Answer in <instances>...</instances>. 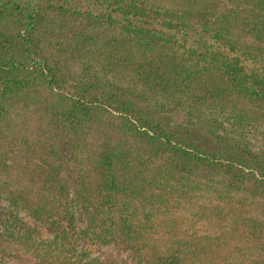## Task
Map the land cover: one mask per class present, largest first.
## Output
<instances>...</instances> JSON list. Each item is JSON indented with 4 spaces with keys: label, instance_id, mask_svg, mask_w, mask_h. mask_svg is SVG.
<instances>
[{
    "label": "trees",
    "instance_id": "trees-1",
    "mask_svg": "<svg viewBox=\"0 0 264 264\" xmlns=\"http://www.w3.org/2000/svg\"><path fill=\"white\" fill-rule=\"evenodd\" d=\"M4 259L264 264V0H0Z\"/></svg>",
    "mask_w": 264,
    "mask_h": 264
},
{
    "label": "rangeland",
    "instance_id": "rangeland-1",
    "mask_svg": "<svg viewBox=\"0 0 264 264\" xmlns=\"http://www.w3.org/2000/svg\"><path fill=\"white\" fill-rule=\"evenodd\" d=\"M184 1H187L188 3L192 2V0H184ZM153 26H154V30H156V31H160L161 30V28H158L156 25L153 24ZM65 38H67V36H65V34L62 33L60 35L59 43H61L63 46H64V43H65ZM51 43H55L54 46H53L54 47L53 52H54V55L55 56H58L57 53H59L58 51H60L59 48L60 47L62 48L63 46L57 45L56 44V41L55 42L52 41ZM64 48L66 49L65 46H64ZM71 65L75 69V72H77L78 69H80V67H81L80 66L81 63H79L77 61H74ZM65 66H67V65H65ZM42 115L43 114H42L41 111H39V109H36V108H32L31 107L30 109L27 110L26 113L22 114V117L19 118L18 122H25V123H27L29 125V127L31 128L32 133L33 134H36V124H37V122L39 120L41 121L40 117H42ZM37 126H38V124H37ZM43 130H45V126L43 127ZM44 139H45V142L46 143L49 141L45 137H44ZM94 139L95 138H93V136H92V138L89 137V139L87 141L86 147H85V144H84L83 150H85V153H87L86 151L89 152L90 150L95 149V142H94L95 140ZM97 143H99V142H97ZM3 144L4 145L7 144L6 139L4 140ZM4 145H2L1 147H4ZM196 203H197V201L191 198L189 200V202L186 203L185 205L188 206V208H189L190 211L194 212L195 211V208H193V207H195V204ZM97 251H96V253H100L101 257H104V258H110V257L120 258L119 257V254H118V252L116 250L109 249V251H105V250H97ZM25 258H26V256H25ZM27 260H30L32 263L34 262V260L31 257L27 258ZM3 261H4V263H7L8 262L7 264H10V260H8V259H4Z\"/></svg>",
    "mask_w": 264,
    "mask_h": 264
}]
</instances>
